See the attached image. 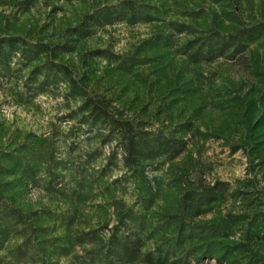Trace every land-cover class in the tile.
Segmentation results:
<instances>
[{"label": "rangeland", "instance_id": "1", "mask_svg": "<svg viewBox=\"0 0 264 264\" xmlns=\"http://www.w3.org/2000/svg\"><path fill=\"white\" fill-rule=\"evenodd\" d=\"M0 264H264V0H0Z\"/></svg>", "mask_w": 264, "mask_h": 264}, {"label": "trees", "instance_id": "2", "mask_svg": "<svg viewBox=\"0 0 264 264\" xmlns=\"http://www.w3.org/2000/svg\"><path fill=\"white\" fill-rule=\"evenodd\" d=\"M141 146H143V145H140V144H138V147L137 146H134L133 147V149H132V152H131V154H132V156L134 155V156H140L141 155V150H143V149H141ZM150 150H154V149H150ZM130 249H126V253H128L129 254V251Z\"/></svg>", "mask_w": 264, "mask_h": 264}]
</instances>
